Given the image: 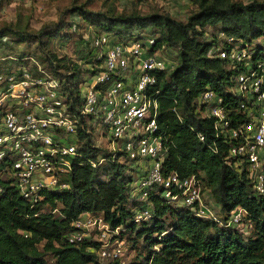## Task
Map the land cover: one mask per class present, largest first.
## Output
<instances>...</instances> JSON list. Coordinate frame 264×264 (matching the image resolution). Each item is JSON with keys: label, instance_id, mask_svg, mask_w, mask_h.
I'll use <instances>...</instances> for the list:
<instances>
[{"label": "trees", "instance_id": "1", "mask_svg": "<svg viewBox=\"0 0 264 264\" xmlns=\"http://www.w3.org/2000/svg\"><path fill=\"white\" fill-rule=\"evenodd\" d=\"M88 1L72 2L57 21L43 25L36 33L10 25L6 28L18 34L16 42H34L43 48L49 39L69 36L64 29L68 25L65 14L77 12L96 26V32L107 31L119 37L139 31L157 35L152 49L169 50L175 61L156 71V82L148 91L157 102L156 133L166 146L162 171L180 177L197 173L216 192L221 223L196 215L186 205L172 203L160 186L148 194L152 218L134 222L133 207L140 203L130 197V191L139 168L118 160L92 167L85 156L95 157L96 151L91 153L90 137L80 132L83 143L79 149L83 153L76 158L79 162H74L67 189L47 190L45 198L34 206L14 189L0 196V264H264V195H257L250 187L245 171L224 162L229 142L215 136L214 117L197 103L199 94L210 89L234 120L246 119L238 110L239 95L232 89L233 76L240 66L233 67L226 57L211 55L210 49L225 44L218 37L220 31L248 43L264 35V0H188L193 7L184 19L158 8L147 13L118 12L113 4L91 9L86 6ZM210 27L216 28L211 31L212 39L205 36ZM7 30L0 29L1 48ZM87 43H81L77 51L79 58L89 61L91 49ZM255 45L257 52L248 61L259 56L262 48L259 43ZM45 53L38 57L65 81V88L73 95L81 73L79 64L54 52ZM198 133L204 135V141ZM213 142L217 151L211 148ZM239 204L248 212L245 218L253 222L249 234L223 225L230 210ZM83 212H102L111 227L122 225L117 235L122 239L129 233L132 246L141 237L145 253L138 259L102 261L96 240L84 237L70 241L75 229L72 222Z\"/></svg>", "mask_w": 264, "mask_h": 264}, {"label": "built area", "instance_id": "2", "mask_svg": "<svg viewBox=\"0 0 264 264\" xmlns=\"http://www.w3.org/2000/svg\"><path fill=\"white\" fill-rule=\"evenodd\" d=\"M167 3L161 0V4ZM213 29L206 32L207 38H213ZM156 36L147 31L125 37L95 32L89 39V61H76L81 73L73 95L65 81L38 57H0V196L14 189L34 206L45 198L47 190L67 189L74 162H79L76 158L83 153L79 149L83 143L79 133L83 132L90 137L91 153L96 151L95 157L85 156L92 167L118 160L139 168L130 191V197L140 203L133 207L134 222L152 218L148 194L160 186L172 203L221 223L202 197L197 173L180 177L162 171L166 146L156 133L157 102L148 91L156 82V71L174 61L160 53L162 48L152 49ZM218 37L225 44L213 45L210 54L226 57L233 67L240 66L232 89L239 95L238 110L246 119L234 120L210 89L199 94L197 103L214 117L215 136L229 142L224 162L245 171L250 187L263 196L264 35L253 43L226 37L221 31ZM256 43L262 48L259 56L248 61L257 52ZM7 58L13 61L4 63ZM198 137L205 139L202 133ZM211 148L217 151L215 142ZM247 213L242 205H236L223 225L249 234L253 222L245 218ZM72 224L75 229L70 241L89 237L98 242L99 256L124 261L122 245L116 244L122 225L111 227L102 212H83Z\"/></svg>", "mask_w": 264, "mask_h": 264}, {"label": "rangeland", "instance_id": "3", "mask_svg": "<svg viewBox=\"0 0 264 264\" xmlns=\"http://www.w3.org/2000/svg\"><path fill=\"white\" fill-rule=\"evenodd\" d=\"M85 1L86 0H0V29L5 27L6 31L7 25H10L14 28H21L25 30L26 33H36L43 25L57 21L60 12L69 7L72 2L80 4ZM173 2H175V0H168L167 4H161V0H89L86 6L91 9H100L103 6L113 4L115 10L118 12L136 11L139 13H147L158 8L182 19L188 15L193 7L189 2H182V6L180 7ZM65 19L68 20V25H66L64 29H67L66 31H68L69 36L62 41L57 38L49 39L47 44H44L43 48L37 47L34 42L30 44H26L25 41L16 42L15 39L18 34L16 35L11 32L10 30L12 29L10 27L6 32L7 36L1 38L3 47H0V57L6 55L15 56L21 53H31L38 57L41 55L43 56L47 51L54 52L57 56L65 57L67 60L72 59V61H78L79 54L77 49L87 41L89 46V39L97 31V28L82 18L77 12L65 14ZM160 53L173 61V53L169 50L163 49ZM38 58L40 59V57ZM2 61L5 63L13 60L12 58H7ZM201 193L213 212L218 215L221 214L216 192L211 186L207 187L203 181ZM130 205H133L132 201H130ZM117 243L122 245V259L125 261L138 259L146 251L141 237L133 243L132 246V238L129 233H124L122 239H119L116 244ZM47 258L50 262L54 261L51 254H48ZM101 260L105 261L107 259L101 258Z\"/></svg>", "mask_w": 264, "mask_h": 264}, {"label": "crops", "instance_id": "4", "mask_svg": "<svg viewBox=\"0 0 264 264\" xmlns=\"http://www.w3.org/2000/svg\"><path fill=\"white\" fill-rule=\"evenodd\" d=\"M182 2H188V0H175V4L177 5V6H182L181 4H182Z\"/></svg>", "mask_w": 264, "mask_h": 264}]
</instances>
